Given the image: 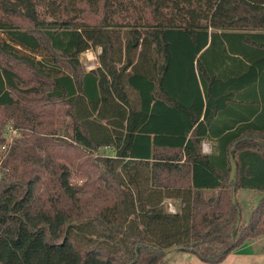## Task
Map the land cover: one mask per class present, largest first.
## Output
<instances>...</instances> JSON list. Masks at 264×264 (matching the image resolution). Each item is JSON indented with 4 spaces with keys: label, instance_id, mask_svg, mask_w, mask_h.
Returning a JSON list of instances; mask_svg holds the SVG:
<instances>
[{
    "label": "trees",
    "instance_id": "obj_1",
    "mask_svg": "<svg viewBox=\"0 0 264 264\" xmlns=\"http://www.w3.org/2000/svg\"><path fill=\"white\" fill-rule=\"evenodd\" d=\"M0 149V264L223 262L264 238V0H0Z\"/></svg>",
    "mask_w": 264,
    "mask_h": 264
},
{
    "label": "rangeland",
    "instance_id": "obj_2",
    "mask_svg": "<svg viewBox=\"0 0 264 264\" xmlns=\"http://www.w3.org/2000/svg\"><path fill=\"white\" fill-rule=\"evenodd\" d=\"M101 52V48L97 47L94 49H90L86 52H84L81 55V61L85 67L86 70L92 69L97 67L98 65V55ZM8 133H6L7 137V142L12 140V137L15 135L14 131L11 129H7ZM205 148H207V144H205ZM2 150L0 149V159H1V152ZM101 153H108V154H113L110 149H102ZM251 191L253 190H241L240 194L246 195L247 197H242L241 198V208H242V221L244 223L248 222L250 214H251V209L252 206L257 202H252L251 196ZM258 200V199H257ZM166 206L169 208V200L166 201ZM264 239V238H263ZM248 246V245H247ZM262 250V249H259ZM252 251L247 253H251ZM254 254V253H252ZM164 264H210L207 262L202 261L197 255L191 253V252H186V251H181V250H175L170 253H168L165 257ZM221 264H264V255L261 253V251L255 252L253 256H246V257H237V258H232L228 260L227 262L221 263Z\"/></svg>",
    "mask_w": 264,
    "mask_h": 264
},
{
    "label": "crops",
    "instance_id": "obj_3",
    "mask_svg": "<svg viewBox=\"0 0 264 264\" xmlns=\"http://www.w3.org/2000/svg\"><path fill=\"white\" fill-rule=\"evenodd\" d=\"M205 144H207V149H208V152L207 153H210L212 151V149H213V142L212 141H206V142H204L203 143V151L205 150ZM110 151L113 153V150L112 149H110ZM241 190H243V189H241ZM241 190H239V192L237 194L239 200H241L242 197H247L246 196L247 194L246 195L240 194V191ZM251 194H253L251 196L252 202H256V201L258 202L259 199H260V193L258 191H256V190H253V191H251ZM168 200H169L170 207L172 206L175 209L174 211H171L169 209L170 208L169 207L168 210L170 212H177L178 209H180V207H181V203L179 201L173 200V199H168ZM257 202L255 204H257ZM259 249H262V250H259ZM250 250L252 252L250 254L247 253V252H250ZM258 251H261V253H263V255H264V239L263 238H260V239L255 240V241H250V242L245 243L244 245H242L241 247L237 248L232 253H230L227 256V258L223 262H221V263L227 262L228 260H230L232 258L246 257V256H250V255L253 256L255 254V252H258ZM252 253H254V254H252ZM221 263H219V264H221Z\"/></svg>",
    "mask_w": 264,
    "mask_h": 264
},
{
    "label": "water",
    "instance_id": "obj_4",
    "mask_svg": "<svg viewBox=\"0 0 264 264\" xmlns=\"http://www.w3.org/2000/svg\"><path fill=\"white\" fill-rule=\"evenodd\" d=\"M230 162H231V173H230V181H232L235 176H236V168H237V165H236V162L234 160V158L231 156L230 158ZM233 202L235 203L236 202V193L233 194ZM179 247H173V248H170L168 250H166L167 253H170L172 251H175V250H178Z\"/></svg>",
    "mask_w": 264,
    "mask_h": 264
},
{
    "label": "built area",
    "instance_id": "obj_5",
    "mask_svg": "<svg viewBox=\"0 0 264 264\" xmlns=\"http://www.w3.org/2000/svg\"><path fill=\"white\" fill-rule=\"evenodd\" d=\"M169 209H170L171 211H174V210H175L174 207H172V206H171Z\"/></svg>",
    "mask_w": 264,
    "mask_h": 264
},
{
    "label": "clouds",
    "instance_id": "obj_6",
    "mask_svg": "<svg viewBox=\"0 0 264 264\" xmlns=\"http://www.w3.org/2000/svg\"><path fill=\"white\" fill-rule=\"evenodd\" d=\"M204 151H205V153H207V152H208V149H207V148H205V150H204Z\"/></svg>",
    "mask_w": 264,
    "mask_h": 264
}]
</instances>
